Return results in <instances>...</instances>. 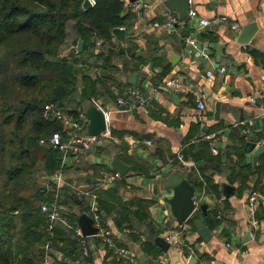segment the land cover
Wrapping results in <instances>:
<instances>
[{
	"label": "crops",
	"instance_id": "obj_1",
	"mask_svg": "<svg viewBox=\"0 0 264 264\" xmlns=\"http://www.w3.org/2000/svg\"><path fill=\"white\" fill-rule=\"evenodd\" d=\"M120 1L122 25L114 26L109 37H100V46L87 44L83 49L84 54L90 49L109 54L107 64L96 59L86 66L91 76L95 74L92 67H97L96 76L107 87L82 106L91 102L100 107L105 129L89 147L61 156L63 169L59 170L68 184L46 182L47 174L42 175L41 194L49 196L42 202L56 203L76 225L78 217L90 215V195L77 193L75 187L90 190L113 237L137 258L141 256V264H264V217L258 211L253 223L245 205L250 189L264 191V0H188L197 16L168 27L152 23L165 13H176L166 11L163 0H148V7L140 10ZM198 17L209 22L200 24ZM248 23H254L255 29L247 41L240 42L237 35ZM116 27L123 29V38L113 31ZM186 36L194 38L195 46ZM133 70L136 75L130 82ZM168 76L179 79L177 90L162 84ZM128 86L147 95V113L139 106L116 102L117 95H126ZM195 95L201 97L202 108L196 106ZM216 101L219 110L214 118ZM202 139H209L208 153L215 159L194 154ZM246 140L259 144L245 151ZM112 156L129 168L112 184L103 183L102 174L112 170ZM171 169L180 171L193 186L195 202H207L202 216L210 230L208 240L196 234L190 221L179 224L171 214L172 188L162 185ZM223 182L231 185L229 194L223 192ZM109 185L115 194L106 191ZM60 188L72 198H62ZM162 223L177 225L180 246L168 245L163 250L154 242V236L162 233ZM55 226L61 233L70 224L60 215L46 227L52 237ZM53 238V243L33 247V264L118 261L91 234L84 236L88 251L82 255L78 247L73 251L61 248L67 243L64 232Z\"/></svg>",
	"mask_w": 264,
	"mask_h": 264
},
{
	"label": "trees",
	"instance_id": "obj_2",
	"mask_svg": "<svg viewBox=\"0 0 264 264\" xmlns=\"http://www.w3.org/2000/svg\"><path fill=\"white\" fill-rule=\"evenodd\" d=\"M81 2L0 0V264H33L36 259L33 247L47 241L53 243L54 235L63 232L67 243L61 248L80 250V236L68 212L60 215L65 216L70 227L60 229L59 233L55 226L53 237L47 230L39 203L49 196L41 194L36 174L38 170L42 176L63 169V153L47 145V149L42 148L38 143L41 135L61 129L57 121L41 115L40 104L50 100L64 111L74 113L90 96L97 95L100 88L107 87L96 76L97 72L93 71L94 76L86 73L89 64L85 63L91 60L95 64L100 59L107 64L109 54L100 50L85 55L83 49L87 44L93 45L92 31L107 38L114 26L122 25L121 1L93 0L89 7H83ZM69 22L75 41L81 38L83 48L73 56H63L58 47L67 36ZM73 64L84 65L83 71H77L79 78L75 72L70 74ZM206 140L209 143V139L199 141L194 154H202L206 160L215 159L208 153ZM48 149L56 154L51 159V169L46 165ZM202 177L206 179V175ZM64 189L60 188L62 198L65 195L72 198ZM106 191L115 194L112 185Z\"/></svg>",
	"mask_w": 264,
	"mask_h": 264
},
{
	"label": "built area",
	"instance_id": "obj_3",
	"mask_svg": "<svg viewBox=\"0 0 264 264\" xmlns=\"http://www.w3.org/2000/svg\"><path fill=\"white\" fill-rule=\"evenodd\" d=\"M92 4V0H89ZM127 3L129 7L133 10H140L144 7H148V0H123ZM188 16H197L196 10L194 8H189ZM215 21L224 20L223 17H214ZM180 21L178 15L174 12L165 13L159 20H154L153 25H161L163 27H168L176 24ZM198 22L204 24L209 22L206 17H198ZM231 27H236L237 23L235 21H227ZM93 45L100 46L102 44V39L95 35L92 31L90 37ZM185 39L195 46V40L193 37L186 36ZM92 70L98 72L97 67H92ZM207 73H210L208 70ZM162 84L169 87L172 90H177L180 86V81L175 76H168L162 79ZM147 95L143 94L138 88L134 86L126 87V95H117L115 100L118 104L124 105L132 104L139 106L142 112H148L147 106ZM195 104L198 108L203 107V102L201 97L194 96ZM40 112L44 118L53 119L60 124L61 129H54L50 131L47 135L42 136L38 139V143L47 145L53 149L61 151L63 155L74 154L80 151L82 148H87L92 143L95 135L86 132V126L88 118L85 114L84 108L77 109L74 113H68L60 108L53 101H44L40 104ZM105 117V116H104ZM106 123V122H105ZM147 143L149 139L145 140ZM254 145L259 144L258 141H254ZM213 152L217 151V147L211 146ZM120 173L117 170H109L102 174V182L107 184H112L114 180L120 177ZM46 182L54 183H69L66 176L61 170L52 172L45 175ZM77 193H83L90 195L87 202V208L89 209L90 217L92 219V225L95 227L93 235L97 239L98 246L103 249L109 250L112 255L118 259V264H141L138 260L136 254L124 244H120L113 237L107 222L102 218L99 209L97 208L95 198L90 190H84L79 187H75ZM42 189V188H41ZM246 210L250 220L255 223L257 222L258 211L262 213L264 217V191L258 189H250L246 194L245 199ZM40 210L45 214L47 220V227H51L52 222L60 216V210L56 203L54 202H41L39 204ZM163 224V230L160 234L172 247L180 246L181 233L180 229L175 224ZM74 230L79 235V249L80 252L85 254L88 251V244L84 238L85 235L81 234L79 226L76 224ZM162 258L165 259V252H162ZM45 262V261H44Z\"/></svg>",
	"mask_w": 264,
	"mask_h": 264
},
{
	"label": "water",
	"instance_id": "obj_4",
	"mask_svg": "<svg viewBox=\"0 0 264 264\" xmlns=\"http://www.w3.org/2000/svg\"><path fill=\"white\" fill-rule=\"evenodd\" d=\"M162 3L166 11H175L180 19L186 20L188 18L189 2L188 0H163ZM83 7H89V0H82ZM255 29L254 23L246 24L237 35V40L240 42L247 41ZM119 39L123 38V29L116 27L113 29ZM82 39L78 38L76 41V50L80 51L82 48ZM122 51V47L118 48ZM136 70L131 72L130 82L134 81ZM219 103L215 102L213 112L214 118L218 117ZM85 114L88 118L86 132L94 135H99L105 129L104 112L100 107H97L91 102H88L84 107ZM253 140H246L243 145V150L249 151L254 145ZM260 148V147H259ZM257 150V149H256ZM109 165L112 169L117 170L121 175L127 172L129 164L125 163L117 156H112L109 160ZM162 185L164 187L172 188V195L169 197V208L171 214L175 217L176 221L181 224L184 221H190L196 231V234L203 240H208L210 237V230L203 220L202 214L205 213L207 202H195L193 199V186L189 183L187 178L178 170H169L162 178ZM223 192L229 194L232 191L231 185L223 182ZM77 225L80 228L81 234L89 235L94 233L95 227L92 225L90 216L78 217ZM154 242L163 250L168 247V242L161 236L155 235ZM141 260V256L138 258Z\"/></svg>",
	"mask_w": 264,
	"mask_h": 264
},
{
	"label": "rangeland",
	"instance_id": "obj_5",
	"mask_svg": "<svg viewBox=\"0 0 264 264\" xmlns=\"http://www.w3.org/2000/svg\"><path fill=\"white\" fill-rule=\"evenodd\" d=\"M72 24H71V22H69V23H67V27H66V31H67V36L65 37V39L59 44V49H60V53L63 55V56H68L69 54H72L71 56H73L74 54H75V52L77 51L76 50V43H75V34H74V29H73V27L71 26ZM90 51H91V49H90ZM89 55V52L88 53H86L85 55ZM75 57L77 58V57H79L80 58V56H76L75 55ZM85 64H92V61L91 60H87L86 61V63ZM74 65V64H73ZM75 65L74 66H72V67H70V74H72L73 72H75V76L77 75V77L79 78L80 77V74H77L79 71H83V68H84V65L83 66H81V67H83V68H81L80 66H78V67H76V68H78L79 70H76L75 69ZM78 71V72H77ZM76 77V78H77ZM78 83V82H77ZM74 86V85H73ZM76 86V85H75ZM74 88V87H73ZM73 95H75L74 93H73ZM44 100V99H43ZM75 100H76V98H75ZM86 103V102H85ZM84 103V104H85ZM72 104V103H71ZM83 104V105H84ZM41 136H44V135H41ZM40 147H42V148H45V149H47V147H45V145L43 144V145H41ZM55 156H56V154H55V152L54 151H52L51 149H48V151H47V159H49V162L47 163L46 162V165L47 166H49L50 167V169L52 168V162H51V159H55ZM54 164H56L55 162H54ZM56 171V170H55ZM37 173L38 174H36L37 175V179L40 181H38L39 183V186L41 187V185H42V181H41V179H42V176H40V173H39V170L37 171ZM40 187H39V189H40ZM42 189H40V191H41ZM39 196L41 195V194H38Z\"/></svg>",
	"mask_w": 264,
	"mask_h": 264
}]
</instances>
